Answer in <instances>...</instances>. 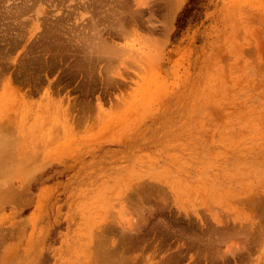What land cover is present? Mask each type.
<instances>
[{
  "label": "rangeland",
  "instance_id": "374dc122",
  "mask_svg": "<svg viewBox=\"0 0 264 264\" xmlns=\"http://www.w3.org/2000/svg\"><path fill=\"white\" fill-rule=\"evenodd\" d=\"M202 1L0 0V264H264V0Z\"/></svg>",
  "mask_w": 264,
  "mask_h": 264
},
{
  "label": "trees",
  "instance_id": "16d2710c",
  "mask_svg": "<svg viewBox=\"0 0 264 264\" xmlns=\"http://www.w3.org/2000/svg\"><path fill=\"white\" fill-rule=\"evenodd\" d=\"M202 2V0H187L186 5L176 19V35H178L189 22L192 23L196 21L198 13L201 11L200 5Z\"/></svg>",
  "mask_w": 264,
  "mask_h": 264
},
{
  "label": "bare ground",
  "instance_id": "6f19581e",
  "mask_svg": "<svg viewBox=\"0 0 264 264\" xmlns=\"http://www.w3.org/2000/svg\"><path fill=\"white\" fill-rule=\"evenodd\" d=\"M107 51V50H106ZM104 53V52H103ZM87 55V54H86ZM110 55V54H109ZM102 58V57H101ZM246 233V232H245ZM219 255V254H218Z\"/></svg>",
  "mask_w": 264,
  "mask_h": 264
}]
</instances>
